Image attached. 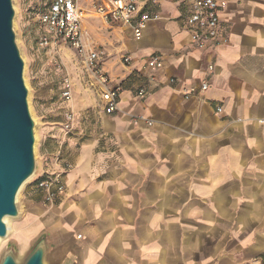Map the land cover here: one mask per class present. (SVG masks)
I'll return each mask as SVG.
<instances>
[{"label":"crops","instance_id":"1","mask_svg":"<svg viewBox=\"0 0 264 264\" xmlns=\"http://www.w3.org/2000/svg\"><path fill=\"white\" fill-rule=\"evenodd\" d=\"M93 1L77 0L83 35L121 87L118 109L104 112L98 88L67 105L78 121L69 166L43 162L39 175L64 166L65 190L44 204L27 187L26 241L45 228L51 260L75 264H264V0H228L226 40L203 48L185 23L192 0H141L152 18L140 38L107 24ZM88 16L99 20L92 36Z\"/></svg>","mask_w":264,"mask_h":264},{"label":"rangeland","instance_id":"2","mask_svg":"<svg viewBox=\"0 0 264 264\" xmlns=\"http://www.w3.org/2000/svg\"><path fill=\"white\" fill-rule=\"evenodd\" d=\"M49 1L14 0L16 9L14 27L17 32V42L25 60L24 78L29 88V106L37 122L35 126L37 141H35V157L38 169L34 177L27 181L19 192L18 204L21 214L18 218H13V231L3 239L0 246V255L8 245L13 244L18 256L22 257L42 230H46L50 241L48 259H51L52 255L55 254L54 245L47 229L43 228L39 232H35L29 237L28 241L21 233L20 228L26 225L24 221L26 210L25 192L27 187L35 182L41 174L43 162L53 164L56 166L54 169L58 168L57 164L66 165L64 161L66 147L74 135L78 123L76 108L71 106L68 110L67 105L73 99H78L85 93L89 97L95 96L98 98L96 88L99 89V87L90 78L74 49L67 45L42 47L39 44L40 36L45 32L44 27L39 22V15ZM80 2L86 5L90 4L91 0H80ZM84 22L87 23L89 36H92V27L99 23L98 18L88 16ZM107 72L109 73V70ZM65 77H69L73 85V94L70 101L64 100L60 95ZM99 104H102V102L99 103L98 100L97 107H99ZM69 113L72 115L70 119L68 118ZM33 192L34 199L44 204L56 202L61 195L56 196L53 201L47 200L45 192L36 184Z\"/></svg>","mask_w":264,"mask_h":264},{"label":"built area","instance_id":"3","mask_svg":"<svg viewBox=\"0 0 264 264\" xmlns=\"http://www.w3.org/2000/svg\"><path fill=\"white\" fill-rule=\"evenodd\" d=\"M227 3L228 0L191 1L190 10L185 16V23L190 30L191 41L196 47L203 48L208 40H212L214 44L226 40L219 35V17L220 12L227 7ZM91 10L107 24L117 23L129 27L135 38L142 36L146 23L152 18L141 0H94ZM85 12V9L78 6L77 0H50L39 15V22L45 29L44 34L40 36L39 44L42 47L67 45L74 49L90 78L99 87L100 97L104 101V112L110 114L118 109V95L121 87L109 85V77L100 63V57L104 52L85 43L81 22ZM123 61L129 64L131 58L124 56ZM145 66L152 71L158 69L160 55L156 52L151 53L145 60ZM209 67L212 69V66ZM149 79L154 81L156 73L151 72ZM170 81L173 82L174 78H170ZM207 88L208 82H202L200 89ZM195 90V87H190L184 93L189 95ZM72 91L71 79L65 77L60 90L61 97L70 101ZM144 92L145 89L142 87L137 91L139 95ZM216 108L217 111L222 110L220 106ZM68 118H72L70 113ZM65 166L68 164L66 163ZM63 167L48 176H39L35 180L36 186L45 192L47 200L53 201L65 190Z\"/></svg>","mask_w":264,"mask_h":264},{"label":"water","instance_id":"4","mask_svg":"<svg viewBox=\"0 0 264 264\" xmlns=\"http://www.w3.org/2000/svg\"><path fill=\"white\" fill-rule=\"evenodd\" d=\"M14 0H0V238L8 233L6 217L21 214L18 195L37 173L35 126L24 78L25 60L14 27ZM50 241L46 230L38 233L19 257L15 245L0 255V264H75L70 256L60 262L48 259Z\"/></svg>","mask_w":264,"mask_h":264},{"label":"bare ground","instance_id":"5","mask_svg":"<svg viewBox=\"0 0 264 264\" xmlns=\"http://www.w3.org/2000/svg\"><path fill=\"white\" fill-rule=\"evenodd\" d=\"M36 142H37V141H36ZM35 144H36V143H35ZM18 198H19V195H18ZM5 221L7 222L8 233H7V235H6L5 237H1V238H0V246H1L2 242H3V239L6 238V237L9 235L10 232L13 231V224H12L13 218L6 217V218H5Z\"/></svg>","mask_w":264,"mask_h":264},{"label":"trees","instance_id":"6","mask_svg":"<svg viewBox=\"0 0 264 264\" xmlns=\"http://www.w3.org/2000/svg\"><path fill=\"white\" fill-rule=\"evenodd\" d=\"M49 2H50V1H49ZM49 2L45 5L44 9L47 7V5L49 4ZM44 9H43V10H44ZM41 177H42V176H41Z\"/></svg>","mask_w":264,"mask_h":264}]
</instances>
